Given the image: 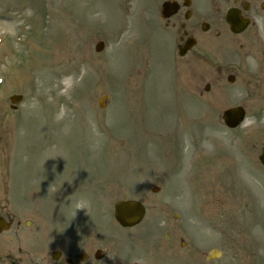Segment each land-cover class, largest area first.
<instances>
[{"label": "rangeland", "instance_id": "obj_1", "mask_svg": "<svg viewBox=\"0 0 264 264\" xmlns=\"http://www.w3.org/2000/svg\"><path fill=\"white\" fill-rule=\"evenodd\" d=\"M162 1L0 0V217L11 223L0 264L111 228V248L138 244L127 264H264L256 57L213 26L179 58L180 21H159ZM232 106L247 118L228 130L220 115ZM128 199L146 207L145 222L112 226L113 204Z\"/></svg>", "mask_w": 264, "mask_h": 264}, {"label": "flooded vegetation", "instance_id": "obj_2", "mask_svg": "<svg viewBox=\"0 0 264 264\" xmlns=\"http://www.w3.org/2000/svg\"><path fill=\"white\" fill-rule=\"evenodd\" d=\"M128 1V0H126ZM165 1V0H164ZM162 1V3L164 2ZM167 1V0H166ZM179 8L177 13L173 15V30L178 23L179 29L175 35H178L176 41V49L184 53V56L191 53L195 47H204L201 39V34H207L211 31L210 28L217 26L221 28L215 36L220 37L221 33H230V38H237L234 43H238L239 49L244 54H253L256 57L254 71L252 72L253 88L256 92H261L264 89V39L259 36V32H264V0H201L200 7H194L193 0H173ZM185 3L189 6H185ZM214 6V8H209ZM229 11L233 12L234 20L238 25L245 26V29L240 34H234L230 31L229 25L225 21V17ZM164 26H168L169 22ZM205 25L206 27H204ZM248 33L246 38L241 36ZM249 37V39H248ZM213 38V37H212ZM230 38L228 39L230 41ZM201 40V41H199ZM201 42V44H200ZM227 44V42H226ZM229 45V43H228ZM203 49V48H202ZM208 49L205 48L203 50ZM255 73V74H254ZM254 76V77H253ZM112 225V224H111ZM95 225H90L94 228ZM116 226L117 225H112ZM111 227V226H110ZM124 229V228H123ZM113 233V229H110ZM107 231V230H106ZM111 231H107V236L100 237L96 231H89L87 237H91V242H56L47 243L44 247L31 248L26 252L27 264H127L130 261L134 250L130 248L135 246V242H127V246L133 252L130 254L128 250H123V253L118 252V249L111 248L115 246L117 240L110 236ZM169 237L168 235L166 236ZM98 238V240H97ZM109 238H112L111 240ZM55 242V241H53ZM76 246H74V244ZM138 246V244L136 245ZM156 246V245H155ZM120 251V250H119ZM13 264V263H10ZM130 264H138L136 261Z\"/></svg>", "mask_w": 264, "mask_h": 264}, {"label": "water", "instance_id": "obj_3", "mask_svg": "<svg viewBox=\"0 0 264 264\" xmlns=\"http://www.w3.org/2000/svg\"><path fill=\"white\" fill-rule=\"evenodd\" d=\"M177 11V5L173 2H166L162 5L160 13L161 18H169ZM235 29H233L234 31ZM238 32V31H237ZM98 49H100L98 47ZM107 97H103L99 100V106L103 108L105 99ZM21 96H13L9 100L12 104H17L21 100ZM15 108V107H13ZM244 118V112L241 108H234L229 109L228 111L224 112L223 120L227 127L234 128L240 124V122ZM261 164L264 166V148L262 149V153L259 157ZM115 210V219L116 221L123 227H131L137 225L143 218L144 215V208L136 201H124L119 202L114 205ZM7 226L4 225L3 221L0 220V232L3 229H6ZM218 254L216 251H213L210 255L212 258H216Z\"/></svg>", "mask_w": 264, "mask_h": 264}]
</instances>
